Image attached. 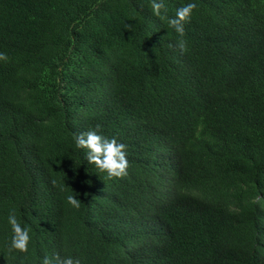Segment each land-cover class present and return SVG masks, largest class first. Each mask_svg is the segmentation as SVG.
Returning a JSON list of instances; mask_svg holds the SVG:
<instances>
[{
    "label": "trees",
    "instance_id": "obj_1",
    "mask_svg": "<svg viewBox=\"0 0 264 264\" xmlns=\"http://www.w3.org/2000/svg\"><path fill=\"white\" fill-rule=\"evenodd\" d=\"M151 3L0 0V264H264V0ZM97 124L126 177L76 147Z\"/></svg>",
    "mask_w": 264,
    "mask_h": 264
},
{
    "label": "clouds",
    "instance_id": "obj_2",
    "mask_svg": "<svg viewBox=\"0 0 264 264\" xmlns=\"http://www.w3.org/2000/svg\"><path fill=\"white\" fill-rule=\"evenodd\" d=\"M196 7L195 3H188L177 9L175 17L169 18V25L174 28L180 37L184 36V24L190 21L192 12ZM151 9L157 17H162V13L166 15L167 12L163 0H152ZM128 27L125 24V28ZM169 47L176 48L181 54L187 51V44L184 39H179L175 45L170 44ZM7 59L6 54L0 53V60L6 61ZM100 128L101 125L97 124L95 130L76 135V147L86 149L88 162L94 164L101 172H106L109 178L126 177L129 167L127 145L118 142L115 137L108 138L100 134ZM67 201L73 207H79V201L74 196H68ZM8 222L11 224L14 233L9 250L15 249L20 252H27L30 241L28 230L21 226L15 213L9 215ZM42 264H81V261L71 256L61 257L59 254H54L52 257L45 256Z\"/></svg>",
    "mask_w": 264,
    "mask_h": 264
}]
</instances>
